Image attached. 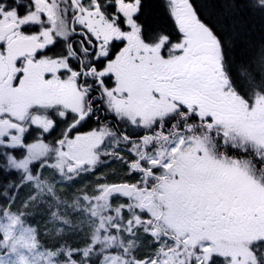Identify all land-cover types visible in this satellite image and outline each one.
I'll use <instances>...</instances> for the list:
<instances>
[{
  "label": "snow or ice",
  "instance_id": "6c2138e0",
  "mask_svg": "<svg viewBox=\"0 0 264 264\" xmlns=\"http://www.w3.org/2000/svg\"><path fill=\"white\" fill-rule=\"evenodd\" d=\"M146 6L0 0V264H264V0Z\"/></svg>",
  "mask_w": 264,
  "mask_h": 264
},
{
  "label": "trees",
  "instance_id": "16d2710c",
  "mask_svg": "<svg viewBox=\"0 0 264 264\" xmlns=\"http://www.w3.org/2000/svg\"><path fill=\"white\" fill-rule=\"evenodd\" d=\"M195 2H198V7H201L203 0H194V4ZM146 13L149 16L150 23H152L154 26H162L164 28L167 26L168 20L166 18L165 12L157 2L150 1L147 3ZM242 18L244 22L252 28L251 38L253 40H259L261 36L264 35V33L261 31V22L259 18L250 16L246 12L243 13Z\"/></svg>",
  "mask_w": 264,
  "mask_h": 264
},
{
  "label": "rangeland",
  "instance_id": "374dc122",
  "mask_svg": "<svg viewBox=\"0 0 264 264\" xmlns=\"http://www.w3.org/2000/svg\"><path fill=\"white\" fill-rule=\"evenodd\" d=\"M120 168L121 165L118 162L111 163L110 166H102V169H98L100 173H96V175H87L84 176L80 183L84 186H89L93 183H95L97 176H102L109 179H120ZM89 176V177H88Z\"/></svg>",
  "mask_w": 264,
  "mask_h": 264
},
{
  "label": "flooded vegetation",
  "instance_id": "af4514ba",
  "mask_svg": "<svg viewBox=\"0 0 264 264\" xmlns=\"http://www.w3.org/2000/svg\"><path fill=\"white\" fill-rule=\"evenodd\" d=\"M150 1H155V2H157V3L161 6V8L163 9V11L165 12L166 18H167V20H168V24H167V26L165 27V29H166L168 32H170V33L172 34L173 39H175V37L177 36V33H176L174 27L172 26V22H171V21L168 19V17H167L166 9H165V6H164V0H147V3H149ZM193 3H194V0H193ZM198 8H199V7H198ZM94 127H96V123H95L94 121H93V122H89V124L86 125L85 127H83V128L81 129V131H83V132H87V131L91 130V129L94 128Z\"/></svg>",
  "mask_w": 264,
  "mask_h": 264
}]
</instances>
